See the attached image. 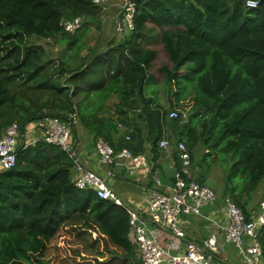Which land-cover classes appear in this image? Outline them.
<instances>
[{"label":"trees","instance_id":"trees-1","mask_svg":"<svg viewBox=\"0 0 264 264\" xmlns=\"http://www.w3.org/2000/svg\"><path fill=\"white\" fill-rule=\"evenodd\" d=\"M256 1L257 8L247 9L245 0H140L133 30L80 58L85 23L71 34L60 22L96 21L108 4L0 0V136L13 123L24 132L44 118L71 122L75 114L73 141L83 129L94 144L102 139L115 152H145L149 163L150 154L162 152L158 142L168 129L185 143L192 165L200 144L206 156L224 155L231 164L225 179L229 200L249 219V201L264 179V0ZM30 38H57L71 55L53 66ZM162 56L158 72L170 96L168 109L151 88L157 86L152 63ZM189 92L187 116L168 119L171 111L184 112L179 104ZM111 98L117 100L115 120L105 111ZM175 162L179 168L177 155ZM74 167L73 158L43 140L17 147L15 168L0 173V264H50L49 247L63 235L92 240L87 248L94 261L104 258L102 244L114 260L108 264L140 263L126 211L77 188ZM260 234L264 258V226Z\"/></svg>","mask_w":264,"mask_h":264},{"label":"built area","instance_id":"built-area-1","mask_svg":"<svg viewBox=\"0 0 264 264\" xmlns=\"http://www.w3.org/2000/svg\"><path fill=\"white\" fill-rule=\"evenodd\" d=\"M97 6H105L110 0H91ZM119 23L117 31L133 30V20L137 4L140 0H120ZM259 5L256 0H245L247 9H255ZM83 24L81 17L62 19L61 27L67 33H75ZM186 112L171 111L168 119L185 118ZM71 122L57 118H44L38 122L41 130L40 139L49 145L59 147L73 158L74 183L77 188L90 190L102 200L122 207L128 215L131 242L136 246L139 264H216L219 251L216 233H211L202 244L186 240L181 249L175 239H185L186 225L184 217L202 216L203 206L212 203L215 193L205 184L199 182L192 173V161L187 146L182 141L165 137L160 139L158 147L167 152L173 145L179 161L171 160L172 181L163 188L159 177L154 176L156 189L149 192L144 207L133 208L125 204L113 191L110 181L114 177L113 167L123 166L130 173L149 171L147 153L133 155L123 148L115 152L105 141L98 139L94 150L98 157V165L103 172L86 169L77 159L71 126L76 115L70 114ZM33 125V123H31ZM30 125V126H31ZM37 140V141H38ZM21 134L17 123L9 125L0 136V173L15 168L17 147L30 145ZM225 224L220 226L225 244H231L241 257L240 264H264L260 243V230L264 226V199L259 203L256 212L246 219L242 211L230 200L225 204ZM153 225L167 232L171 238L163 245L157 238Z\"/></svg>","mask_w":264,"mask_h":264},{"label":"rangeland","instance_id":"rangeland-1","mask_svg":"<svg viewBox=\"0 0 264 264\" xmlns=\"http://www.w3.org/2000/svg\"><path fill=\"white\" fill-rule=\"evenodd\" d=\"M116 1V0H115ZM121 3L120 0H117V2L114 3V0H110L108 3L109 7L103 8L102 13L100 14V18H98L96 21H85L83 27V36L81 38V43L84 45V47L79 51L80 58L84 57L87 53H89L90 47H95V52L101 51L103 49L107 48V45L109 43L116 44L118 43L119 39L124 37L125 34L119 33L117 29V24L119 23V13H120V6ZM30 44L32 45H40L45 49L48 56H50L51 61L53 62V66H56L58 61L65 59L66 57L70 56L68 48L65 45H62L58 42L57 38H52L48 40H42V39H36V38H30L28 39ZM97 51V52H98ZM76 63L78 60L74 58ZM164 61V57L162 56V61H158L157 63H152V68L154 70L155 80L154 87L151 86V88L157 89V101L159 106H161L164 109H168L170 104V96L167 90V87L165 85H162L161 80L163 79L162 75L158 72V69L161 67L162 62ZM51 62V65H52ZM52 66V67H53ZM152 70V71H153ZM151 71V72H152ZM66 76H63L60 81L63 82L65 80ZM156 86V87H155ZM150 87V86H149ZM192 94L189 92L187 93L186 98L183 100L181 104H179V111L186 112L190 105H191V98ZM171 100L174 101V98H171ZM117 100L116 98H111L108 102H106V116L111 117L112 120H115L117 117V114L115 112V104ZM38 124H41L40 122H34L33 125L29 124L25 127L24 135L26 136L25 139H30L32 137L27 136V130H29V133L33 134V138L31 139V144L35 143L38 139H40L39 133H41V130H38ZM31 125V126H30ZM183 128V127H182ZM120 131V130H119ZM187 131L183 129V132L181 134L184 135L185 138H187ZM37 136V137H36ZM178 137H175L177 139ZM206 147L204 145H198L195 148L194 151V162L192 167H195V170L197 171L196 177L197 180H199L198 177L201 178V176L204 178V183L207 187H209L216 196V199L205 206L202 207L204 210L208 207V209H211V205L218 204L219 202H222L223 205L226 200H232L229 195V186L226 184L225 179L228 174V171L231 167V164L228 163V161L223 157L224 155L221 153H211V155L206 156ZM206 158V160H205ZM211 160L218 161V162H211ZM226 160V162H224ZM235 185V184H234ZM229 197V198H228ZM228 198V199H226ZM264 199V179L259 183L258 189L253 193L251 200L249 201V205L253 206L254 209H256L257 204H259ZM129 205V204H127ZM130 206V205H129ZM258 207V206H257ZM201 209V210H202ZM190 217V216H186ZM63 241V242H62ZM92 240L88 239L82 242H77L72 239V237L67 236H61L58 238V241L52 242L51 246L49 247V250L47 252L46 258L50 261V264H82L85 261L86 264H108L113 263L112 256L109 254V252L105 251L102 244H100V250L104 253V258H100L99 260L94 261L95 259V252L89 251L87 248V245L91 243ZM61 245L63 248L62 252H57L55 250L54 246L58 248L57 246ZM228 246L233 247V245L228 244ZM80 252V255L77 256V254H74L72 251L75 250ZM231 249V248H230ZM229 253H235L237 251L235 248L234 250H228ZM57 254V255H56ZM219 254H216V256ZM236 255L232 259V261H235Z\"/></svg>","mask_w":264,"mask_h":264},{"label":"crops","instance_id":"crops-1","mask_svg":"<svg viewBox=\"0 0 264 264\" xmlns=\"http://www.w3.org/2000/svg\"><path fill=\"white\" fill-rule=\"evenodd\" d=\"M107 7H109V5H107L105 8ZM27 131V136L33 138V134L31 133L34 132L29 133V130ZM21 134L25 139L26 136L24 135V132H21ZM164 137L171 140L172 143L177 140L171 135V132L168 129ZM32 138L25 140L27 142H31ZM74 146L77 159L86 169L100 171L101 173L103 172L105 168L101 169L98 165V157L94 150V142L92 140V136L89 133H87L83 129H78L76 132V139H74ZM207 152L208 151L206 150L205 153ZM175 155L176 151L173 145L167 152H160L158 157L153 158V155L150 154L148 172H143L142 170H140L137 173L132 174L126 171L121 166H115L113 167L114 177L110 181V186L115 194L125 204H129L130 207L133 208L144 207L146 205V200L149 192L156 189L154 184L155 175L159 177L163 188H166L170 185L172 171L169 166L171 160H175ZM153 167L155 170L154 176H150V169ZM196 172L197 171L195 170V167H192V173L195 179H197V177L195 176L197 174ZM74 176L75 172L73 173V177ZM200 180L201 179H199V181ZM223 202H225L224 205L222 202L218 201V204L213 203V205H211V209H208V207L204 210L202 209V216L184 217L186 225V229H184L185 239H175V241L182 249L186 240L202 244L203 241L211 235V233H216L217 243L219 246V254L216 256L215 263L240 264L241 257L237 251H235V253H229L226 251L227 248L229 251L234 250V248L224 243L223 232L220 230V226L225 224L224 212L226 201ZM256 211L257 209H254L253 206L249 205V213H254ZM152 227L157 234V238L163 245L171 238V236L167 232L160 230L157 226L153 225ZM235 255L236 260L232 261Z\"/></svg>","mask_w":264,"mask_h":264}]
</instances>
